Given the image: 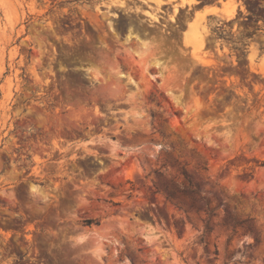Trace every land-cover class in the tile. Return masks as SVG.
<instances>
[{"label":"rangeland","instance_id":"374dc122","mask_svg":"<svg viewBox=\"0 0 264 264\" xmlns=\"http://www.w3.org/2000/svg\"><path fill=\"white\" fill-rule=\"evenodd\" d=\"M106 1L0 0V264H264V0Z\"/></svg>","mask_w":264,"mask_h":264},{"label":"flooded vegetation","instance_id":"af4514ba","mask_svg":"<svg viewBox=\"0 0 264 264\" xmlns=\"http://www.w3.org/2000/svg\"><path fill=\"white\" fill-rule=\"evenodd\" d=\"M108 1L110 2L111 0H107L106 2H108ZM206 1L207 0H197L195 2V5L196 6H204L205 4H207ZM211 1H217V0H211ZM148 2H150V1H148V0H126L125 2H121V5L112 4V6H109V5H102L101 4L100 6L104 7V8L117 10L119 15L118 14H109L110 16H113V18L117 19V21L114 23V25L117 27V26L128 24V21H126L128 13H133L134 14V12H140L141 15H144L145 10H138V8H140V9H142V8H151V6L148 5ZM161 6H162V10H160V12L163 15H167L168 12H173L174 11L173 5L171 3H169L168 0H163ZM115 7H119V9H117ZM121 9H123V10H121ZM185 9L186 10L184 11V14H188V11H191V13H192V5L191 6H187ZM102 12L106 13L108 11L104 10ZM159 17L161 19L165 20L164 17H162V16H159ZM147 20L148 19H139V21L141 23H144ZM162 26H164V25L162 24Z\"/></svg>","mask_w":264,"mask_h":264},{"label":"bare ground","instance_id":"6f19581e","mask_svg":"<svg viewBox=\"0 0 264 264\" xmlns=\"http://www.w3.org/2000/svg\"><path fill=\"white\" fill-rule=\"evenodd\" d=\"M183 1V0H182ZM193 2V0H190L189 1V3H192ZM232 2V1H231ZM230 2V3H231ZM226 6V5H225ZM234 6V5H233ZM227 7L229 8V6L227 5ZM231 9H232V6H231ZM221 12H223V14L225 15V17H226V19H229V18H232L233 17V15H234V7H233V9L232 10H229V11H224V10H220ZM176 12V8L174 9V13ZM213 14H218V10L217 9H212V11H211ZM204 13H206V12H204ZM203 13V14H204ZM208 13H209V11H208ZM147 15H150V14H148V13H146ZM199 14H197L196 16H198ZM151 16V15H150ZM202 16V15H201ZM151 18H153L154 20H157L154 16H151ZM171 19H173V18H171ZM191 27H192V25H191ZM195 29V27H193V30ZM204 30V29H203ZM191 32V31H190ZM192 32H194L193 34H199V32L198 33H195V32H197V29L196 30H194V31H192ZM201 33L200 34H204V33H202L203 31H200ZM192 34V35H193ZM197 36V35H196ZM189 39L187 40V42H189V43H192V37L190 36V34H189ZM201 37V36H200ZM193 38H194V35H193ZM196 38V37H195ZM197 38H198V36H197ZM202 38V37H201ZM200 38H198V40H199ZM203 39V38H202ZM194 40V39H193ZM197 41V40H196ZM201 41V40H200ZM196 45H198V44H196ZM201 48L202 47V42H199V45H198V47H196L195 48V50L197 49V48ZM200 52V50H197V52ZM205 63V62H204ZM211 63V62H210ZM206 64H208V62H206ZM205 65V64H204Z\"/></svg>","mask_w":264,"mask_h":264},{"label":"crops","instance_id":"0c3cea01","mask_svg":"<svg viewBox=\"0 0 264 264\" xmlns=\"http://www.w3.org/2000/svg\"><path fill=\"white\" fill-rule=\"evenodd\" d=\"M213 5L212 4H207V5H204V6H202V7H208L209 9H204V11H203V13L204 12H206V13H204L205 15H207V14H213L211 11H212V9H217V8H215V7H212ZM208 11H209V13H208Z\"/></svg>","mask_w":264,"mask_h":264}]
</instances>
